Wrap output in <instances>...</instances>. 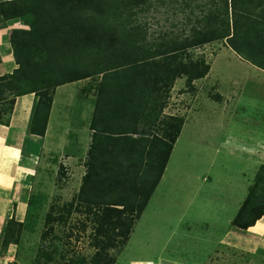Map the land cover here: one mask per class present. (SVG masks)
<instances>
[{
	"label": "trees",
	"instance_id": "16d2710c",
	"mask_svg": "<svg viewBox=\"0 0 264 264\" xmlns=\"http://www.w3.org/2000/svg\"><path fill=\"white\" fill-rule=\"evenodd\" d=\"M208 1L0 0L1 17L21 18L29 26L13 31L18 67L0 76L1 122H9L18 95L35 92L30 132L42 136L56 87L100 76L87 172L78 203L67 204L86 205L92 214L91 244L97 250L91 264L115 263L110 250L125 247L161 179L184 124L180 116L160 118L166 97L178 76L189 73L191 81L209 70L204 59L194 60L192 49L225 41L264 69V0ZM161 6L174 13L190 8L184 14L189 33L162 30L150 40L148 21L140 16ZM141 194L145 199L140 203ZM71 207L63 211L52 205L48 222H66ZM263 215L264 165L235 223L248 227ZM22 230L23 222L11 217L3 244L18 243Z\"/></svg>",
	"mask_w": 264,
	"mask_h": 264
},
{
	"label": "rangeland",
	"instance_id": "374dc122",
	"mask_svg": "<svg viewBox=\"0 0 264 264\" xmlns=\"http://www.w3.org/2000/svg\"><path fill=\"white\" fill-rule=\"evenodd\" d=\"M178 11L161 6L141 14L142 21H148L150 40L162 30L172 35L185 29L189 33L184 14L190 8ZM1 19L0 35L9 40L14 56L13 31L29 26L21 18ZM219 41L192 49L194 60L209 64L204 76L190 81L186 73L175 78L170 88L160 118L183 117L185 129L127 244L121 251L110 250L116 257L114 264H264V215L248 227L235 223L264 165V73H252L248 79L247 69L232 54L216 59L221 45H226ZM85 78L87 87L78 83L75 93L60 104L59 118L65 124L60 130L73 133L70 137L79 135V128L93 119L90 113L95 109L100 76ZM61 152L59 157H49L46 168L40 167L44 172H34L35 180L28 187L35 196L32 205L28 197L23 200L24 187L10 191L14 200L8 213L22 219L18 221L23 222V230L18 243L5 246L10 217L0 218V264H62L71 259L92 263L97 250L91 244L92 214L86 205H67L78 203L81 174L87 169L77 172L80 167L76 171L71 167L75 158L66 156L76 153L75 149ZM79 154L77 160L82 161L83 149ZM143 199L141 194L138 201ZM52 205L63 211L71 207L66 222H48Z\"/></svg>",
	"mask_w": 264,
	"mask_h": 264
},
{
	"label": "crops",
	"instance_id": "0c3cea01",
	"mask_svg": "<svg viewBox=\"0 0 264 264\" xmlns=\"http://www.w3.org/2000/svg\"><path fill=\"white\" fill-rule=\"evenodd\" d=\"M218 42L220 41L211 42L209 45ZM226 45H224V43L221 45L222 47L217 53L216 59H218L220 55L226 56V53L232 54L240 60V65L247 69L246 77H249L248 79L252 78L256 73H264L263 68L245 59L229 46L227 42ZM0 51V76L11 74L14 69L18 67V64L15 60V56H13L11 52L9 40L5 39L3 35H0ZM232 72L230 71V73ZM252 73L254 74L252 75ZM87 81L88 78H82L57 86L54 93L47 130L42 136L30 132L33 109L38 98L35 92L18 95L15 99L9 122L0 121V218L7 217L6 219L8 220L9 217H13V214L9 215L8 213L9 207H11L14 200V197H12L13 195L10 194L11 190L14 193L16 188L21 186L24 187L22 188L24 193L21 194L23 195V200H25L24 196H26V198L28 197L30 200L32 197H35L30 195L28 191L29 183L35 180L36 173L34 172L36 169L39 173L45 171L40 169V167L46 168L45 163H51L48 159L52 154L54 158H56V156L59 157L62 153L61 151L67 148H73L76 153L66 156L70 159L75 158L72 161L73 163L71 162V167L75 166V171L77 170V166L80 167V170H77V172L87 169L85 157L88 155L92 145L94 129L91 127V124H83V128H79V131H77L79 135L76 133L74 137H70L73 133L69 132V134H67L60 130L65 124H63L62 120L59 118V112L61 111L60 104L68 99L69 95L73 92L75 93L78 83L82 84V87H85ZM90 114L94 116V111ZM184 129L183 127L181 135ZM65 134H67V136ZM82 149L83 159L82 161H78L77 159L80 157L79 152L82 151ZM38 157H40V161L37 160ZM81 176H84V174H81ZM19 199L21 200L22 196ZM18 220L22 219L18 218ZM144 264H153V261L145 262Z\"/></svg>",
	"mask_w": 264,
	"mask_h": 264
}]
</instances>
